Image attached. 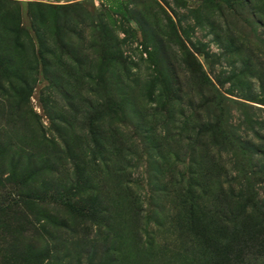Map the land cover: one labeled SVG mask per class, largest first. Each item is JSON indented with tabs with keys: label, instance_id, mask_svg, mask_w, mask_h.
<instances>
[{
	"label": "rangeland",
	"instance_id": "obj_1",
	"mask_svg": "<svg viewBox=\"0 0 264 264\" xmlns=\"http://www.w3.org/2000/svg\"><path fill=\"white\" fill-rule=\"evenodd\" d=\"M242 140L264 0H0V264H252L257 213L217 194Z\"/></svg>",
	"mask_w": 264,
	"mask_h": 264
},
{
	"label": "trees",
	"instance_id": "obj_2",
	"mask_svg": "<svg viewBox=\"0 0 264 264\" xmlns=\"http://www.w3.org/2000/svg\"><path fill=\"white\" fill-rule=\"evenodd\" d=\"M225 100L224 98H220ZM208 133H211L210 131ZM214 136V134L212 135ZM254 137L258 140H261V137L254 133ZM237 149L230 150V154L234 156V161L232 164V172L233 175L229 178L226 182H221L217 186V194L223 196V198H227L229 200H233L235 205L239 204V210L241 214L247 218V211L251 210V212H256L258 217V223L255 226V231L261 234H264V195L262 198H258L255 187H254V179L258 176H264V163L255 165L257 169L255 171H250V157L254 155H259L264 159V150H260L261 148L257 146V148L252 145L249 141H237ZM257 151V152H256ZM33 154L27 156V159L31 164H35L34 159H32ZM40 164L42 161L39 162ZM254 166V165H253ZM264 184V178H262L261 182ZM233 187H237L236 191H233ZM14 199H9L8 202L4 205L5 208H8L10 203L11 206L21 205L24 202L18 201L20 195H13ZM224 198V199H225ZM188 218L191 219L193 222V214L191 211L188 212ZM230 211H228V215ZM188 223H190L188 221ZM201 230L204 229L201 227ZM228 243V244H227ZM219 250H223L224 255H222V261L226 260V252L229 247V242L223 244L222 246L216 245ZM215 248V249H217ZM247 252V251H246ZM37 258L34 259L36 261ZM39 259V258H38ZM253 259L252 264H264V255L262 253H258L256 257H250L249 254H245L241 260H237L239 263L249 261L251 262ZM227 262V260H226ZM224 264V263H223ZM227 264V263H226Z\"/></svg>",
	"mask_w": 264,
	"mask_h": 264
}]
</instances>
